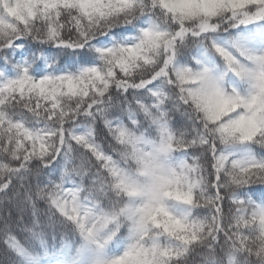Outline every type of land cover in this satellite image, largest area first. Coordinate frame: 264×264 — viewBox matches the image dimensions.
<instances>
[{"label": "snow or ice", "instance_id": "snow-or-ice-1", "mask_svg": "<svg viewBox=\"0 0 264 264\" xmlns=\"http://www.w3.org/2000/svg\"><path fill=\"white\" fill-rule=\"evenodd\" d=\"M0 264H264V0H0Z\"/></svg>", "mask_w": 264, "mask_h": 264}]
</instances>
